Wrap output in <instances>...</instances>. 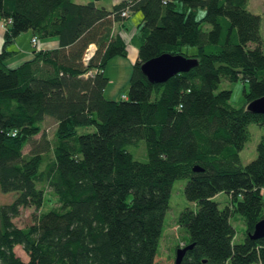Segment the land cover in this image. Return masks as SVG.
I'll list each match as a JSON object with an SVG mask.
<instances>
[{"label":"trees","instance_id":"obj_1","mask_svg":"<svg viewBox=\"0 0 264 264\" xmlns=\"http://www.w3.org/2000/svg\"><path fill=\"white\" fill-rule=\"evenodd\" d=\"M97 1L0 0V19H11L0 50V190L16 191L0 203V264H156L178 178H187L184 194L195 203L178 215L184 245L193 243L181 264H264V236L250 234L264 216V133L256 156L240 157L249 124L264 127V113L246 107L264 95L261 13L249 0ZM125 10L142 12L129 39L138 54L127 96L110 98L105 66L127 55ZM28 29L58 42L34 45L10 65V45ZM165 51L198 63L150 81L140 64ZM223 77L248 82L242 105L219 88ZM49 117L53 137L42 126ZM89 124L96 128L78 132ZM139 145L140 158L131 148ZM219 191L230 196L222 207ZM53 197L58 204L45 206ZM26 206L35 208L33 221L19 226L13 218ZM236 214L242 241L233 239Z\"/></svg>","mask_w":264,"mask_h":264},{"label":"rangeland","instance_id":"obj_2","mask_svg":"<svg viewBox=\"0 0 264 264\" xmlns=\"http://www.w3.org/2000/svg\"><path fill=\"white\" fill-rule=\"evenodd\" d=\"M76 1H86V0H76ZM115 0H98L100 5H105L106 7H111ZM249 8L254 11L261 13V33L263 36V50H264V0H249ZM204 9L200 8L198 16L203 15ZM142 18V12L140 10L129 12L128 16L125 18L126 27L124 28L125 37H130L136 30L137 25ZM209 27L210 24H205ZM116 29H120L116 26ZM121 31V30H120ZM32 31L25 30L20 33L17 37V41L14 43L15 47L19 44H25L27 46L26 50L30 51L33 43L30 41L32 38ZM56 38L55 36L39 37L38 44L41 45L44 40ZM130 39V38H129ZM10 45V47H14ZM184 49L188 52H194L196 46L185 45ZM23 51L19 49L9 56L8 62L17 60L19 57L23 56ZM133 61L129 55H114L106 63L105 72L109 76V81L107 82L104 94L110 98H121L127 96L129 86H130V74L132 71ZM219 88H230L232 90L231 102L235 105H242L246 100L245 91L249 89L248 82L241 77L230 80L223 77L219 83ZM218 88V89H219ZM55 121L52 118H47L43 123V130L46 131L48 136L53 137L55 129ZM96 127L94 124L80 125L78 126V132L92 131ZM251 130V137L246 141L244 147L240 150V157L243 163L248 162L254 158L257 154L256 145L259 141L262 133H264V127L258 123L251 122L249 124ZM39 136V134L37 135ZM30 143H27L24 147V151H28ZM143 146L139 145L138 150L132 146V150L135 152L134 155L144 157L146 153L140 154L139 152L143 150ZM139 151V152H138ZM187 178H178L174 180L171 186V196L169 201V208L165 212L163 233L160 239V244L158 248V253L156 257V264H175V253L178 246H183L185 240L188 238V232L186 228L178 223V215L182 209L187 206L194 207L195 203L189 200L184 194V186ZM16 195V191H1L0 190V203L11 201ZM49 195V194H48ZM51 196V195H49ZM213 198L218 201L219 205L222 207L229 202L230 196L225 191L217 192ZM54 201H48L45 206L54 205L56 206L58 202L56 198L53 197ZM34 206H26L21 209V212L15 216L13 219L19 226H25L33 221ZM233 225L235 226V235L233 237L234 241H242L245 237V224L244 219L241 214H236L231 219ZM15 251L23 259H28L27 252L23 249L22 245L17 244L15 246Z\"/></svg>","mask_w":264,"mask_h":264},{"label":"water","instance_id":"obj_3","mask_svg":"<svg viewBox=\"0 0 264 264\" xmlns=\"http://www.w3.org/2000/svg\"><path fill=\"white\" fill-rule=\"evenodd\" d=\"M197 63L198 58L195 56L185 55L181 52L173 53L165 51L143 61L140 67L150 81L160 82L167 80L177 72L189 70ZM246 107L251 111L264 113V95L250 100ZM194 168L200 169V166L195 165ZM250 234L254 238L264 236V216L256 221L254 229ZM192 245V242H188L183 246L177 247L175 264H181L185 252Z\"/></svg>","mask_w":264,"mask_h":264},{"label":"crops","instance_id":"obj_4","mask_svg":"<svg viewBox=\"0 0 264 264\" xmlns=\"http://www.w3.org/2000/svg\"><path fill=\"white\" fill-rule=\"evenodd\" d=\"M116 1H118V0H115L114 2H116ZM79 2H82V1H79ZM124 25L126 27V23H124ZM5 29H6V27L0 24V50H1L2 46H3ZM28 30H30V29H28ZM122 33H123L124 36H125V34H127L124 31H122ZM32 35H33V32H32ZM17 37H16V40L11 45H14V43L17 41ZM130 37H128V39H127L128 40V43H127V55H129L131 57V60L134 62L135 59L137 58L138 48H137V46L132 41L130 42V40H129ZM30 41H31V37H30ZM57 42H58V40L56 38H52V39L44 40L40 46H42V47H51V46L56 45ZM37 44H38V42H37ZM10 48L15 49L16 50L15 52H18L19 49L21 51H23V53H22L23 56L22 57H19L17 60H13V61L8 62L10 65H16V64L20 63L22 60L30 57L32 55V51H33V46H32V48H31L30 51L26 50L27 46L25 44L24 45L23 44L22 45L19 44V49H18V47H15V45H14V47H10Z\"/></svg>","mask_w":264,"mask_h":264},{"label":"built area","instance_id":"obj_5","mask_svg":"<svg viewBox=\"0 0 264 264\" xmlns=\"http://www.w3.org/2000/svg\"><path fill=\"white\" fill-rule=\"evenodd\" d=\"M123 14L128 15V11H127V10L123 11ZM10 21H11L10 18H9V19H0V24L6 27L7 23L10 22ZM31 41H32L33 45L40 46V45L37 44V42H38V37H37L36 34H33L32 38H31ZM94 48H95V44L92 43V44L89 46V48H88V50H87V52H86V54H85V58H89V57L91 56V54H92L93 51H94ZM124 97H125V95H124ZM262 189L264 190V185H263Z\"/></svg>","mask_w":264,"mask_h":264}]
</instances>
